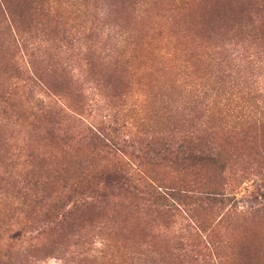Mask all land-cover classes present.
I'll use <instances>...</instances> for the list:
<instances>
[{
    "label": "rangeland",
    "instance_id": "obj_1",
    "mask_svg": "<svg viewBox=\"0 0 264 264\" xmlns=\"http://www.w3.org/2000/svg\"><path fill=\"white\" fill-rule=\"evenodd\" d=\"M0 264H264V0H0Z\"/></svg>",
    "mask_w": 264,
    "mask_h": 264
},
{
    "label": "trees",
    "instance_id": "obj_2",
    "mask_svg": "<svg viewBox=\"0 0 264 264\" xmlns=\"http://www.w3.org/2000/svg\"><path fill=\"white\" fill-rule=\"evenodd\" d=\"M94 135H95V133H94ZM97 138L99 139V137H97ZM103 139H104V136H103ZM113 147H114V145L112 146V148ZM199 153L200 154L194 153L191 150V148L187 145V146H185V152L182 153V159L190 162V166L192 164H194L195 160H196V162L200 161V162L211 163L212 165H215V166L220 163L217 156L205 154V152L200 151V150H199ZM119 161L121 163H123L122 159H120ZM124 167L127 168V171H126L127 173L129 172V170L133 171V168L129 167V164L126 162H124V164L122 166V168L125 172ZM150 187L152 188V190H154L153 196L155 195V199H158L160 201H164L167 203L172 202L168 205V208H173L175 211H178V212H179V209H182V204H180L178 202L179 200H177V198H176V196L179 195L176 190H174L170 187H168V188L162 187V186L153 187V186H151V184H150ZM183 191L185 193L187 192V190H184V189H183ZM205 196L207 197V199L210 202H213V203L224 202V198L226 197V196H224L223 193H220V191H217V190H212L210 192H206Z\"/></svg>",
    "mask_w": 264,
    "mask_h": 264
}]
</instances>
